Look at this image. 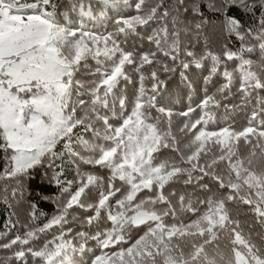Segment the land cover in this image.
Here are the masks:
<instances>
[{
	"label": "trees",
	"instance_id": "obj_1",
	"mask_svg": "<svg viewBox=\"0 0 264 264\" xmlns=\"http://www.w3.org/2000/svg\"><path fill=\"white\" fill-rule=\"evenodd\" d=\"M138 2L128 0L119 12L105 9L103 14L96 0H91V8L90 0H51L47 8L40 6L60 27L83 33L77 39L86 42L90 51H95L91 46L96 41L101 42L100 50L105 48L103 39L114 33L118 14L152 19L137 25L134 32L110 37L121 52L137 54L135 65H124L127 78L118 77L109 93V100L123 96V111L118 102L108 109L93 106L91 95L92 87L100 85L103 96L106 86L101 81L119 56L89 55L74 66L73 81L81 87H73L63 112L70 116L72 102L83 99L84 107H75L88 130L78 126L70 140L57 137L52 165V154L45 149L39 155L42 164L23 176L8 175V154L0 152V264H259L264 260V216L259 215L264 211V91L248 87V96L241 91L245 78L264 82V51L259 48L264 37L256 39L264 33V9L258 5L245 9L240 0H143L137 10ZM61 47L67 51L63 42ZM248 48L255 51L244 54ZM226 51L237 53L236 58L227 60ZM145 52L155 54L150 57L153 63L141 66L139 56ZM182 62L192 65L184 77ZM213 66L217 74L204 79ZM225 71L231 80L225 78ZM153 72L166 81L159 91L153 89L158 82L152 79ZM226 83L229 87L221 91ZM153 95L156 102L150 103L146 98ZM207 96L206 108L200 109ZM137 102L142 107L117 139L102 117L107 116L113 128L120 126L132 116ZM160 107L171 114H161ZM187 108L196 111L185 116ZM253 112L258 114L255 120ZM202 115H206L204 124L192 131ZM42 121L50 124L47 115ZM103 152L112 155L97 166ZM81 174H91L96 182L81 194L79 205L66 208L81 187ZM103 197L108 199L97 216ZM139 210L160 219L134 227L132 217ZM61 215V223L40 231ZM17 236L27 239L28 245H11ZM22 247L42 251L44 256L28 254L17 260L14 254Z\"/></svg>",
	"mask_w": 264,
	"mask_h": 264
},
{
	"label": "snow or ice",
	"instance_id": "obj_2",
	"mask_svg": "<svg viewBox=\"0 0 264 264\" xmlns=\"http://www.w3.org/2000/svg\"><path fill=\"white\" fill-rule=\"evenodd\" d=\"M128 0H96V4L101 8V14L105 9L111 11L113 9L119 10L126 6ZM143 0H139L136 4V9L139 10ZM240 3L245 9L251 10L257 5L264 9V0H253L251 4L248 0H240ZM51 0H36V3L25 4L22 0H0V152L8 154L9 168L7 173L10 176H23L28 174L33 168L41 165L39 155L45 149L52 154V160L49 166L54 162L57 153L53 152L57 137L59 139H71L74 135V129L78 126L88 130V125L84 123V120L77 117L76 104L80 107H84L85 101L79 99L76 102H72V114L65 117L63 112L66 105L70 101L73 87H81L79 82L73 81L74 66L78 65L86 56L91 55L94 59L103 55L109 59L119 56L118 62L113 60L114 68L110 74L103 78L101 84L106 86L103 91V96L99 93L101 91L100 85L92 87L91 95L94 97L92 101L93 106L97 104L100 107L108 109L114 107L118 102L120 109L123 111L126 105V100L121 96L117 99L109 100V93L113 92V89L117 86L118 77H126L124 71V65H135L137 62V54L131 51L121 50L110 41L112 35L120 36L126 32H134L137 29V25L144 26L149 23L152 17L142 19L139 15L136 16H121L117 15L115 20L116 29L114 33H109L105 36L103 43L106 45L103 50H100V41H96L91 47L95 51H90L86 42L81 41L79 38L83 33H77L60 27L53 20L52 15L47 11L41 10V5L44 8L50 6ZM91 8V0L89 3ZM165 16L168 13L165 11ZM264 17V12L261 13ZM233 24H238V21L233 20ZM261 27L264 28V19L261 21ZM251 34V33H249ZM264 37V33H260L256 39L259 40ZM155 39V37H150ZM243 39V37L241 38ZM61 42L67 45V51L62 50ZM157 45L160 41L156 40ZM111 44V47L107 46ZM261 51H264V43L259 45ZM27 49V51H26ZM244 54H251L255 51L254 48L244 49ZM155 54L151 52H145L139 56L140 65L153 63L150 57ZM189 55H191L189 53ZM224 56L227 60H234L237 53L232 51H226ZM242 58V55L240 59ZM175 61V56H173ZM244 67L248 66V61L243 64ZM192 65L190 63L182 62L180 75L184 77ZM167 71L168 69L165 68ZM216 66L210 69L209 76L204 79H210L213 75L217 74ZM251 73V71H249ZM225 78L231 80V74L227 71L224 72ZM152 79L158 82L153 85L154 91H159L161 86H164L166 81L158 80L157 74L152 73ZM229 85L226 83L221 88V91L227 89ZM248 87L259 89L264 91V82L259 77L255 79L254 83H250L247 78L243 79L241 91L245 96L250 95ZM150 103L156 102V96L146 98ZM207 96L203 99L198 106L200 109H205L207 105ZM156 103L153 105L155 108ZM142 107L140 102L135 103L132 110V116L127 121H122L120 126L113 128L109 123L107 116H103V123L108 127L110 131H113L117 136V139L121 138V128L126 127L130 121H132L137 115L136 109ZM161 114L170 110L158 109ZM194 108H187L184 110V115L189 116L195 112ZM48 116L51 123H42L45 116ZM258 114L252 113V119L255 120ZM100 119L101 117H97ZM206 115H202L196 122L192 131H196L205 122ZM264 128V123L261 124ZM110 139V138H108ZM131 139V137H130ZM34 146L36 155H29L33 151ZM66 148L67 144L64 145ZM115 151V149H113ZM112 155V152H103L101 157L96 161V165L100 166L105 164L108 158ZM35 161L29 163L27 167H21L23 161ZM96 182V178L91 174H81V187H79L75 195L66 203V208L80 204L81 194L85 192L86 188ZM71 184V182H68ZM109 188L112 185L109 184ZM108 197H103L100 201V208L97 209V216L102 210L103 205ZM250 203V202H249ZM92 205L89 208L92 209ZM259 215L264 216V211L259 212ZM64 220V216L56 217L46 228L51 227L53 224H59ZM91 222V220H89ZM28 237H32L33 233H27ZM21 244L27 246L29 241L27 239L21 240V237L17 236L11 242V245ZM11 245H4L5 248ZM32 254L38 258L44 256V252H33L30 248L22 247L17 251L14 256L15 259L22 261L26 255ZM259 264H264V260H261Z\"/></svg>",
	"mask_w": 264,
	"mask_h": 264
},
{
	"label": "water",
	"instance_id": "obj_3",
	"mask_svg": "<svg viewBox=\"0 0 264 264\" xmlns=\"http://www.w3.org/2000/svg\"><path fill=\"white\" fill-rule=\"evenodd\" d=\"M160 219V216L154 213H148L145 210H139L132 217V224L134 227H141L144 224L152 221L156 222Z\"/></svg>",
	"mask_w": 264,
	"mask_h": 264
},
{
	"label": "rangeland",
	"instance_id": "obj_4",
	"mask_svg": "<svg viewBox=\"0 0 264 264\" xmlns=\"http://www.w3.org/2000/svg\"><path fill=\"white\" fill-rule=\"evenodd\" d=\"M26 51H27V49H26ZM42 123H44V122L42 121ZM50 123H51V121H50ZM46 126H47V124H46ZM28 147L33 148V151L31 153H29V155L35 156L36 155V150H35L34 146L29 145ZM28 162H33V161H27L26 160V161H23L22 163H28Z\"/></svg>",
	"mask_w": 264,
	"mask_h": 264
},
{
	"label": "built area",
	"instance_id": "obj_5",
	"mask_svg": "<svg viewBox=\"0 0 264 264\" xmlns=\"http://www.w3.org/2000/svg\"><path fill=\"white\" fill-rule=\"evenodd\" d=\"M110 74V73H109ZM107 75V74H106ZM106 75L104 76V78H106Z\"/></svg>",
	"mask_w": 264,
	"mask_h": 264
}]
</instances>
